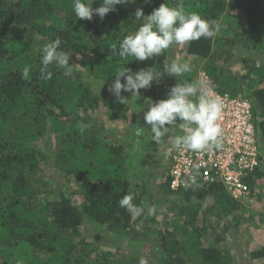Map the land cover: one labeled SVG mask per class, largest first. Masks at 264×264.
Here are the masks:
<instances>
[{"label":"trees","instance_id":"1","mask_svg":"<svg viewBox=\"0 0 264 264\" xmlns=\"http://www.w3.org/2000/svg\"><path fill=\"white\" fill-rule=\"evenodd\" d=\"M179 33L213 89L250 99L260 165L244 182L264 228V0H0V264H232L227 243L249 219L237 216L245 205L219 182L172 190L167 171L161 185L178 198L159 227V202L133 166L153 138L180 126L187 136L197 95L187 97V117L165 109L164 124L154 119V132L138 138L145 148L93 130L97 109L110 120H126L128 110L95 86L139 75L159 85L163 45ZM238 54L243 72H228ZM177 65L176 82L191 88L197 70ZM139 223L145 237L135 233ZM85 224L150 247L89 241ZM250 255L264 257V247Z\"/></svg>","mask_w":264,"mask_h":264},{"label":"rangeland","instance_id":"2","mask_svg":"<svg viewBox=\"0 0 264 264\" xmlns=\"http://www.w3.org/2000/svg\"><path fill=\"white\" fill-rule=\"evenodd\" d=\"M184 38V34L179 33L178 36H171L170 40L166 41L163 45L166 52V67L163 70H160L161 86L160 84L154 86L153 84H150V82L148 83L147 77L143 75H139L130 83L116 82L104 87L101 86L102 84L95 86V90L98 91L100 96L123 101L127 104L128 110L126 120H110L102 109H97L93 114V118L97 121V127L93 129L94 131L99 132L112 142H118L120 144L124 143L127 148L128 145L133 142L137 143L138 147L143 148L146 146L145 139L141 138V140H138V138L144 132L148 135H151L154 132L155 128H153V124L155 118H159L161 123L166 122V119L164 118L166 117L165 109L171 113L174 118L177 117L178 113L187 117L188 111L190 110L189 106L194 103H198L199 105L200 93L195 90L197 89L198 91L200 89L199 74L202 72V69H200L202 62L186 53ZM234 57V59L225 63L224 67L228 69V72L242 73L244 70L243 65L239 63V61H236V59L238 60L241 56L238 54L237 56L234 55ZM177 64L188 66L195 71L197 70L196 78L192 79L194 85H191V88H187L188 86L176 82L178 79V75H175V67L178 66ZM218 64L223 65L220 63ZM187 82L186 78L185 84ZM186 89L191 90L187 93ZM194 94L197 95L198 98L193 101L194 103L191 101L189 105V99L187 97H193ZM189 126L191 125L189 124ZM182 128L183 126H180L177 129H172L171 131L173 134L169 138L161 135L160 138H153V143H151L148 149L145 151L140 149L139 152L133 154V159L136 161L133 165L136 168L135 174L139 177L147 175L146 184H149L148 187L152 193L151 200L153 202L157 201L156 203L159 202L158 206H155V209H158L156 218L159 227L162 223V215L165 213L169 216L171 215V211H165L164 208L166 209L172 201H175V199L178 198L176 195L166 193L161 185V180H164L166 172L169 169L168 155L176 147L179 141L186 138V135L182 132ZM163 131H167V128ZM262 161V168L264 169V159ZM47 174L50 175L52 179L53 177H57L56 179L59 178V175H57L52 169H49ZM257 187L258 193L261 194L263 189L262 185L260 184ZM74 199L76 202H81L82 200L81 197L77 196H73V200ZM147 201L148 205H153L149 198ZM161 201H164L163 204H160ZM257 212L258 209L255 206L245 207V209L241 207L237 210V216L239 219L240 216L242 218L243 215L246 214H249L250 216L248 220H245L244 218L240 219L239 227L233 232V235L228 240L227 248L233 259L232 264H264V257L253 259L250 255L251 251L264 247V228L258 223L259 220L255 219L257 217ZM233 223L234 221L230 222L231 225H233ZM82 231L85 232V237L89 241H120V243H123V249L128 252H131L134 247L139 246L137 243L133 245V240L131 238L121 241L118 240L115 235L89 224H85L82 227ZM145 232L146 229L141 223L135 226L136 234L145 237ZM140 245L141 246L139 247H142V249L150 247L148 242H142Z\"/></svg>","mask_w":264,"mask_h":264},{"label":"built area","instance_id":"3","mask_svg":"<svg viewBox=\"0 0 264 264\" xmlns=\"http://www.w3.org/2000/svg\"><path fill=\"white\" fill-rule=\"evenodd\" d=\"M199 83L197 124L184 129L185 140L168 155L169 186L178 190L198 181L219 182L232 199L252 207L255 198L244 179L260 165V153L251 102L242 94L213 89L203 71Z\"/></svg>","mask_w":264,"mask_h":264}]
</instances>
